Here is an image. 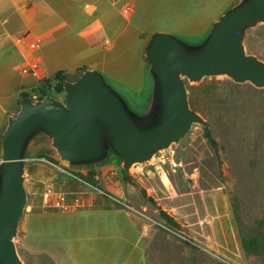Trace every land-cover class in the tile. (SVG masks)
Listing matches in <instances>:
<instances>
[{
    "label": "rangeland",
    "instance_id": "1",
    "mask_svg": "<svg viewBox=\"0 0 264 264\" xmlns=\"http://www.w3.org/2000/svg\"><path fill=\"white\" fill-rule=\"evenodd\" d=\"M58 1L80 6V19L73 26L70 20L57 40V65L67 80L98 69L144 107L152 94L146 58L152 34L203 38L239 0ZM10 12L0 14L1 30L11 26L6 17L17 21ZM244 43L264 60V21L246 28ZM44 78L55 83L53 72ZM186 82L190 104L208 126L194 122L184 137L134 163L129 174L115 153L73 165L48 134L33 137L25 166L28 201L14 237L25 264H264V86L228 74ZM52 93L66 100V90ZM5 105L0 97V113ZM71 174L92 180L103 193ZM48 186L66 192V207L45 203ZM161 210L179 225L168 223Z\"/></svg>",
    "mask_w": 264,
    "mask_h": 264
},
{
    "label": "water",
    "instance_id": "2",
    "mask_svg": "<svg viewBox=\"0 0 264 264\" xmlns=\"http://www.w3.org/2000/svg\"><path fill=\"white\" fill-rule=\"evenodd\" d=\"M257 21H264V0H239L203 38L154 32L146 47L152 94L144 107L134 105L121 86L93 68L66 81V100L23 97L1 134L0 264H25L14 237L28 201L25 166L36 134H48L70 164L94 163L115 153L129 174L134 163L179 141L194 122L208 126L190 104L186 79L228 74L264 86V60L244 43L246 28Z\"/></svg>",
    "mask_w": 264,
    "mask_h": 264
},
{
    "label": "crops",
    "instance_id": "3",
    "mask_svg": "<svg viewBox=\"0 0 264 264\" xmlns=\"http://www.w3.org/2000/svg\"><path fill=\"white\" fill-rule=\"evenodd\" d=\"M31 1L32 5H29ZM57 1L0 0V14L12 10L17 16L15 22L6 17L4 23H11V26L0 29V65H7L0 73V97L6 104L0 113V131L5 120L9 122V117L18 112L14 110L23 90L32 88L44 77L52 72L55 75L58 69L64 68L57 65L61 56L57 40L63 36L64 27L70 20L73 26L76 18L80 19V6L73 3L63 5ZM28 31L27 37L22 36ZM72 31L79 34V29L71 30V34ZM90 36V31L86 30L84 38L87 42L91 41ZM20 62L25 65L34 62L37 72L25 73V65L22 68ZM9 82L14 85L9 86Z\"/></svg>",
    "mask_w": 264,
    "mask_h": 264
},
{
    "label": "trees",
    "instance_id": "4",
    "mask_svg": "<svg viewBox=\"0 0 264 264\" xmlns=\"http://www.w3.org/2000/svg\"><path fill=\"white\" fill-rule=\"evenodd\" d=\"M55 83L50 78H43L37 85L33 86L30 89L23 90L20 94V97L23 98L25 96H37L39 99H43L47 96L52 95V89L56 93H64L65 92V83L67 81V73L64 68H60L54 75ZM207 135L210 137L212 143L216 146L217 142L212 137L210 131H207ZM1 153V151H0ZM162 216L167 220L168 223L172 224L173 226H178L177 220L170 215L166 210H161Z\"/></svg>",
    "mask_w": 264,
    "mask_h": 264
},
{
    "label": "built area",
    "instance_id": "5",
    "mask_svg": "<svg viewBox=\"0 0 264 264\" xmlns=\"http://www.w3.org/2000/svg\"><path fill=\"white\" fill-rule=\"evenodd\" d=\"M36 68H37V64L34 63L32 64L31 68H25L24 70L25 72L32 70L34 71L36 70ZM71 175L79 178L83 183H86L92 190H97L103 193V190H101L100 187L92 180L81 179L75 174H71ZM67 200H68V195L63 190L57 189L56 187L53 186H48L45 189L44 201L46 204H50L55 207H66L68 204Z\"/></svg>",
    "mask_w": 264,
    "mask_h": 264
},
{
    "label": "bare ground",
    "instance_id": "6",
    "mask_svg": "<svg viewBox=\"0 0 264 264\" xmlns=\"http://www.w3.org/2000/svg\"><path fill=\"white\" fill-rule=\"evenodd\" d=\"M164 178H165L166 180H169L168 176H165Z\"/></svg>",
    "mask_w": 264,
    "mask_h": 264
}]
</instances>
